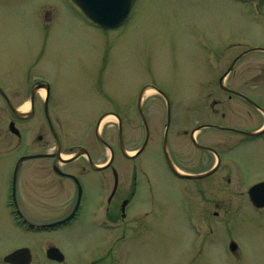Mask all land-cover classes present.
Wrapping results in <instances>:
<instances>
[{
    "label": "rangeland",
    "instance_id": "1",
    "mask_svg": "<svg viewBox=\"0 0 264 264\" xmlns=\"http://www.w3.org/2000/svg\"><path fill=\"white\" fill-rule=\"evenodd\" d=\"M233 1L136 0L128 22L105 31L84 19L72 0H0V38L11 39L10 44L0 43V54L5 58L14 54L17 61L28 58L31 81L40 76L51 83L50 109L52 117L61 120L63 148H88L96 164L104 163L107 154L91 135L107 113H118L126 120L124 143L129 154L141 147L139 95L146 86H154L171 105L170 146L177 154L178 168L198 174L211 170L216 159L194 146V129L208 125L251 131L264 123L261 113L230 98L219 84L238 54L264 49V21L255 20L259 12L264 15V1L261 8L257 1L245 6ZM244 9L249 16L243 15ZM37 10H43V20L50 21L48 28L43 24V32L35 25ZM225 84L249 94L264 112V54L242 59ZM41 94L45 97V92ZM17 95H21L17 102L23 97L19 105L25 111L30 93L18 91ZM142 104L147 120H156L153 139L137 159L117 154L115 163L124 171L128 186L134 178L139 180L129 213H151L144 219V226L151 230L104 235L90 224L88 210L82 223L64 232L21 237L0 204V264H5L4 255L24 242L32 248L33 264H50L44 252L55 243L65 252L68 264L95 260L101 261L93 264H264V211H257L247 194L255 182L264 180V140L243 145L230 132L199 131L195 137L200 145L224 152V167L198 183L178 179L172 176L162 147L167 104L156 92ZM117 120L110 115L101 135L114 131L110 127ZM111 142L118 147L117 138ZM1 147L27 148L12 139ZM79 163L84 164L82 159ZM43 165V160L29 163L24 168L28 179L21 181L26 190L21 205L34 225L51 220L43 211V196L52 193L43 190ZM77 165L68 164L66 169ZM9 171L8 163L0 164V183L7 180ZM228 178L231 184L226 183ZM200 185L206 188L204 196L195 193ZM95 192L91 187L92 197L98 196ZM94 206L92 202L88 208ZM52 207L58 210L62 205ZM105 236L110 237L104 240ZM119 237V243L113 242ZM232 240L238 245V256L228 253Z\"/></svg>",
    "mask_w": 264,
    "mask_h": 264
},
{
    "label": "flooded vegetation",
    "instance_id": "2",
    "mask_svg": "<svg viewBox=\"0 0 264 264\" xmlns=\"http://www.w3.org/2000/svg\"><path fill=\"white\" fill-rule=\"evenodd\" d=\"M242 1L248 4L253 3L255 0ZM263 1L259 0L255 2L259 3L261 8ZM35 15L37 17L35 25L43 32V24L44 29L48 28L46 25L50 21L48 19L43 20V10L35 11ZM39 39L43 41V35ZM10 40L11 39L8 37L0 38V43L4 41L10 44ZM245 52L246 50L236 56L234 59V61L236 60L235 65L247 57V55L242 56ZM19 60L21 62L17 61L14 54H10L7 58L4 56L1 57L0 54V164L8 163L9 167H12V171H9L7 175V180L0 183V188H3L5 194L4 197H0V204L7 209L8 218H10L18 228L17 234L21 237H29L32 232L33 225L30 222V217L21 205L22 200H25L26 196L25 188H21V181L22 178L23 180H27V176H29L28 171H24V168L29 163L31 164V162L39 160H43L44 163L42 170L43 190L52 192L51 196H43V211H45L49 219H51L49 222L43 223V233L64 232L76 223H82L86 218L88 210L90 213V224H93V226L95 225L97 227L96 231L103 232L104 235H106V233L109 234L112 230L118 231L119 234L122 233L123 235L129 231L139 234V232H144L145 229L151 230L150 227L144 226V219L149 218L151 213L145 212L136 215H131L129 213V210L133 208L134 201L138 194V180L134 178L132 184L128 186L124 171L115 163L117 154L126 158L121 147V138L125 137L126 120H117L113 122L115 125H111L110 128L113 127L115 130L110 131L108 135H105L104 132L102 133L103 135H101L100 132L99 136L97 130L102 120H98L94 132L96 140L100 146L104 147L107 157L111 152L106 145H110L114 151L115 158L112 164L104 166L110 158L106 159V161L100 165L104 166L103 169H94L90 163L91 160L94 162L93 154L90 149L80 148L79 145H71L69 148H63L64 134L60 127L61 120H55L52 117V110L50 109L52 90L48 102L38 91L33 95V87L35 85H39L40 83L45 85L48 82L45 81L44 78V80L36 78L32 84L30 79L32 75L31 72L33 71L32 63L28 58H19ZM50 88L52 89L51 83ZM18 91L30 93L29 99L26 102L30 105V113L26 110H22L19 105L23 97L17 102L16 97L21 96L17 95ZM231 91L232 92L225 93H227L230 98L240 99L253 107V105L246 100V97L251 98L249 94L246 95L238 89H231ZM222 117H224V114H222ZM153 121L155 122L156 120ZM153 121H140L141 128L144 131V141L141 147L146 137H148L145 150L153 139L154 128L156 127ZM164 124L162 146H164L166 139L173 165L176 169L180 170V168H178L177 154L176 152L173 154L170 146L171 120H168V122L165 120ZM263 126L264 123H262L258 129H254V131L260 130ZM173 132L175 133V129H173ZM248 132L247 130H240V128H232L231 131L234 136L240 137V142L242 141L241 143L244 144L264 139V134L257 138H252L248 136ZM94 134L91 135V138H93ZM75 135H78V131ZM113 137L118 139V147L111 145ZM11 139L20 145V147L25 145L27 148L21 151L17 149H4L1 147L4 143H11ZM30 146L35 147L33 151L30 149ZM80 150H84L88 156H80L77 160L72 162H78L76 167L66 169V166L71 163H62L61 158L78 154ZM198 150L201 151L200 149ZM217 153L221 161L220 171L224 167V152L217 149ZM81 159L84 164L79 163ZM169 168L172 176L179 178L170 166ZM140 177L141 175L139 174V178ZM202 180L203 179H199L194 182L197 183ZM232 182L230 178L226 181L227 184H231ZM91 183H93V186H91ZM91 187L95 188V193L98 195L97 197L91 196ZM205 189L206 188L200 185L199 188H197L196 194L204 196L206 194ZM200 199L202 200V198ZM92 202H95V206L89 209L88 205ZM151 203L153 204L154 202ZM59 204L62 205V207L58 210L52 207L53 205ZM214 216L217 217L218 213L215 212ZM43 245V247H47L44 243ZM27 246L29 245L24 242L14 247L12 251ZM46 250L44 254L45 258L47 257ZM48 262L56 264V262L51 260H48ZM60 264H68V261L65 259V261Z\"/></svg>",
    "mask_w": 264,
    "mask_h": 264
},
{
    "label": "water",
    "instance_id": "3",
    "mask_svg": "<svg viewBox=\"0 0 264 264\" xmlns=\"http://www.w3.org/2000/svg\"><path fill=\"white\" fill-rule=\"evenodd\" d=\"M83 12L96 24L103 26L106 29L117 28L121 26L129 17L134 0H75ZM40 88V87H39ZM46 88L49 94V87ZM35 92V90H34ZM169 116H170V107ZM143 116L142 109H140ZM144 118V117H143ZM145 120V118H144ZM216 128L217 127H213ZM252 136L255 134H251ZM143 148L140 150V152ZM139 152V153H140ZM80 155V153H79ZM78 157V156H77ZM93 165V163H92ZM215 167L210 172H207L201 176L206 177L213 174L216 171ZM190 179L197 178L196 176H188ZM251 199L255 206L264 207V184H259L252 187L249 191ZM235 249V245H233ZM49 256L53 259L61 261L63 257H60V252L57 249H51ZM10 264H30L31 255L28 249L16 251L9 255L5 259Z\"/></svg>",
    "mask_w": 264,
    "mask_h": 264
},
{
    "label": "bare ground",
    "instance_id": "4",
    "mask_svg": "<svg viewBox=\"0 0 264 264\" xmlns=\"http://www.w3.org/2000/svg\"><path fill=\"white\" fill-rule=\"evenodd\" d=\"M152 92H154V90L153 89H147L146 91H145V93H144V98L145 97H147L150 93H152ZM28 109H29V105L26 107V110L28 111ZM109 117H107L106 119H108ZM105 119V120H106ZM73 158V156H67V157H65L64 159L65 160H69V159H72Z\"/></svg>",
    "mask_w": 264,
    "mask_h": 264
}]
</instances>
